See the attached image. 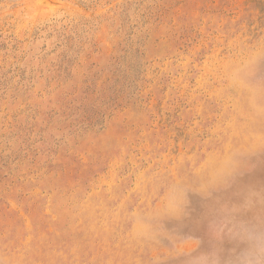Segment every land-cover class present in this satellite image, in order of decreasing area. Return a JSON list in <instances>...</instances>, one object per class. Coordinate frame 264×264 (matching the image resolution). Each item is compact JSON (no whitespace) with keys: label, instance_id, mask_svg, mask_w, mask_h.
<instances>
[{"label":"rangeland","instance_id":"rangeland-1","mask_svg":"<svg viewBox=\"0 0 264 264\" xmlns=\"http://www.w3.org/2000/svg\"><path fill=\"white\" fill-rule=\"evenodd\" d=\"M259 45L264 0H0V264H154L190 177L161 227L206 248L264 187Z\"/></svg>","mask_w":264,"mask_h":264},{"label":"clouds","instance_id":"clouds-1","mask_svg":"<svg viewBox=\"0 0 264 264\" xmlns=\"http://www.w3.org/2000/svg\"><path fill=\"white\" fill-rule=\"evenodd\" d=\"M245 76L253 90L264 91V45H259L245 57ZM174 194L166 198L163 211L156 210L150 218L140 217L136 233L148 240L163 239L167 247L160 248L154 264L180 259L181 264H264V187L246 185L238 202L228 209L229 221L220 230L209 233V243L194 244L180 234H166L161 227L162 216L182 218L189 214V193L201 195L211 191L199 179L189 178L171 184ZM230 245V246H229Z\"/></svg>","mask_w":264,"mask_h":264}]
</instances>
